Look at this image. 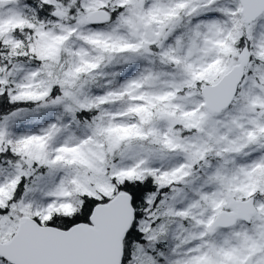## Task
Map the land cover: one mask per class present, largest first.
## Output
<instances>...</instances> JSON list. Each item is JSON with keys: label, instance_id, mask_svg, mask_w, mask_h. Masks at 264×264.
I'll return each mask as SVG.
<instances>
[{"label": "snow or ice", "instance_id": "6c2138e0", "mask_svg": "<svg viewBox=\"0 0 264 264\" xmlns=\"http://www.w3.org/2000/svg\"><path fill=\"white\" fill-rule=\"evenodd\" d=\"M0 264H264V0H0Z\"/></svg>", "mask_w": 264, "mask_h": 264}]
</instances>
